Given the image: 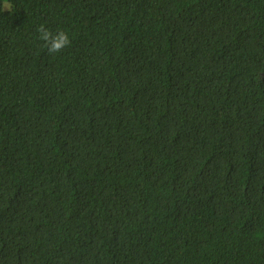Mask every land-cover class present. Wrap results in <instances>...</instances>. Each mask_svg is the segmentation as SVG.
<instances>
[{
  "label": "trees",
  "instance_id": "obj_1",
  "mask_svg": "<svg viewBox=\"0 0 264 264\" xmlns=\"http://www.w3.org/2000/svg\"><path fill=\"white\" fill-rule=\"evenodd\" d=\"M0 264H264V0H0Z\"/></svg>",
  "mask_w": 264,
  "mask_h": 264
},
{
  "label": "clouds",
  "instance_id": "obj_2",
  "mask_svg": "<svg viewBox=\"0 0 264 264\" xmlns=\"http://www.w3.org/2000/svg\"><path fill=\"white\" fill-rule=\"evenodd\" d=\"M10 8V5H7ZM39 38L44 42L49 54L62 52L71 45L72 39L67 31L53 30L45 25L39 26Z\"/></svg>",
  "mask_w": 264,
  "mask_h": 264
}]
</instances>
